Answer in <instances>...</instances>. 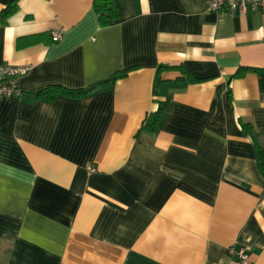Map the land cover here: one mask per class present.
<instances>
[{
  "label": "crops",
  "instance_id": "1",
  "mask_svg": "<svg viewBox=\"0 0 264 264\" xmlns=\"http://www.w3.org/2000/svg\"><path fill=\"white\" fill-rule=\"evenodd\" d=\"M117 1L108 26L93 0L0 16V64L28 67L0 100V262L264 264V73L232 77L264 70V3ZM128 68L89 96L36 94Z\"/></svg>",
  "mask_w": 264,
  "mask_h": 264
},
{
  "label": "trees",
  "instance_id": "2",
  "mask_svg": "<svg viewBox=\"0 0 264 264\" xmlns=\"http://www.w3.org/2000/svg\"><path fill=\"white\" fill-rule=\"evenodd\" d=\"M92 4H93V8H94V11L97 15L98 23L100 26H108L113 21L118 19L119 10H118V1L117 0H93ZM16 9H17V0H12L10 2V4L2 10V12L0 13V16L5 17V16L13 13ZM170 68L171 69H179L183 73H185V70L183 69L182 66H174V67H170ZM129 69L130 68L120 70V71H116L109 78H106L104 80L96 82V83H94V84H92L86 88H83V89L69 90L66 88L53 86L51 88L40 89V90L36 91V94L43 100H51L56 96L57 93L66 94V95H75V96H80V97L89 96L96 90V88L103 86V85H107L109 83H112L118 78L124 77L127 74ZM248 71L256 72V73H264V70H261V69L243 68L242 67V68H239L233 74L232 77H236V78L242 77ZM196 80H198V79L190 78V81H196ZM158 116H159V110H157L153 113H150L147 116L146 120H144L143 127L144 128L147 127V128L151 129L152 126H154V124L158 120ZM242 129L245 132L250 133L252 139L255 141V137L253 136L252 132H250L251 131L250 125L248 123H242ZM256 145H257V149H256L257 163H258L260 170L262 172H264V150L261 149L257 143H256ZM0 264H2V263L0 262Z\"/></svg>",
  "mask_w": 264,
  "mask_h": 264
},
{
  "label": "built area",
  "instance_id": "3",
  "mask_svg": "<svg viewBox=\"0 0 264 264\" xmlns=\"http://www.w3.org/2000/svg\"><path fill=\"white\" fill-rule=\"evenodd\" d=\"M264 0H209L207 10L209 11H227L245 14L249 11H255L262 7ZM59 39L58 32L52 33V41ZM28 70L26 66H13L10 64H0V100L10 98H20L23 89L18 84L20 76ZM88 171H93L92 166L87 167ZM232 252V251H231ZM239 264H250L246 250L238 251Z\"/></svg>",
  "mask_w": 264,
  "mask_h": 264
}]
</instances>
